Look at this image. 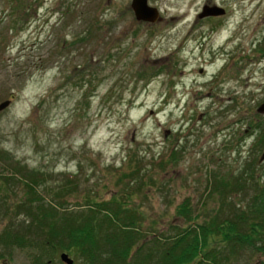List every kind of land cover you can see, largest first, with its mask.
<instances>
[{"label": "rangeland", "instance_id": "rangeland-1", "mask_svg": "<svg viewBox=\"0 0 264 264\" xmlns=\"http://www.w3.org/2000/svg\"><path fill=\"white\" fill-rule=\"evenodd\" d=\"M20 1L0 0V104L12 101L0 110V264L40 263L39 249L1 240L31 221L34 171L45 201L137 209L142 243L214 215L264 224V0H210L219 18L199 17L206 0H149L156 23L132 0ZM216 240L224 264H264V251Z\"/></svg>", "mask_w": 264, "mask_h": 264}, {"label": "trees", "instance_id": "trees-1", "mask_svg": "<svg viewBox=\"0 0 264 264\" xmlns=\"http://www.w3.org/2000/svg\"><path fill=\"white\" fill-rule=\"evenodd\" d=\"M18 4H21L20 0ZM14 10L18 12L17 8ZM256 129L261 130L256 141L259 146L264 143V125H258ZM19 170L28 171L25 167ZM43 178L46 179L45 174L34 171L31 173V184L26 186L29 194H35L36 198L24 202L23 209L31 218L25 233L6 229L1 237L7 245L13 243L39 249V264H53L50 252L59 251L79 255L86 264H224L230 261V257L224 256V249L212 246L217 238L222 247L230 245L236 249L238 244L264 251V224L258 220L248 223L245 211L222 220L214 215L204 224H197L199 215L195 216L188 208L179 206V215L186 216L189 222L196 221L195 225L191 223L174 236L161 232L145 244L142 241L148 235L143 234L146 229L137 209L119 200H115L116 206L113 205L115 202L94 203L88 200L89 203L86 202L83 208L68 209L56 203L54 197L59 193H53L54 201L48 202L42 198L35 186L43 182ZM74 179L69 177L68 182H74ZM227 184L221 183L223 187ZM260 188L264 193V183ZM213 192L208 191V196ZM258 237H261L260 241ZM43 254H48L49 260L43 261Z\"/></svg>", "mask_w": 264, "mask_h": 264}, {"label": "water", "instance_id": "water-1", "mask_svg": "<svg viewBox=\"0 0 264 264\" xmlns=\"http://www.w3.org/2000/svg\"><path fill=\"white\" fill-rule=\"evenodd\" d=\"M131 7L133 9L136 19L139 21L156 23L161 18L160 10L155 6H152L149 0H132ZM225 13L226 10L217 5L205 6L203 8V12L199 14V17L205 18L209 16H219L224 15ZM11 102V100L2 102L0 104V110L7 108L11 104ZM258 111L264 114V103L260 105ZM61 260L66 264H74V259L70 257L67 252H63L61 254Z\"/></svg>", "mask_w": 264, "mask_h": 264}, {"label": "flooded vegetation", "instance_id": "flooded-vegetation-1", "mask_svg": "<svg viewBox=\"0 0 264 264\" xmlns=\"http://www.w3.org/2000/svg\"><path fill=\"white\" fill-rule=\"evenodd\" d=\"M211 4H210V0H206V2L204 3V5H203V7H205V6H210ZM227 13V12H226ZM225 13V14H226ZM224 14V15H225ZM207 18H219V16H209V17H207Z\"/></svg>", "mask_w": 264, "mask_h": 264}]
</instances>
